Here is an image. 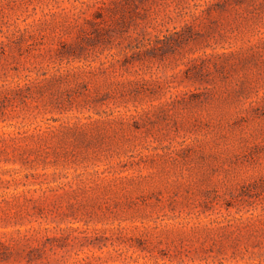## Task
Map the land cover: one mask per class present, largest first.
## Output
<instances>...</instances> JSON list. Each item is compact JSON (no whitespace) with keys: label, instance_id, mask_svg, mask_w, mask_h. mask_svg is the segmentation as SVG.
<instances>
[{"label":"rangeland","instance_id":"obj_1","mask_svg":"<svg viewBox=\"0 0 264 264\" xmlns=\"http://www.w3.org/2000/svg\"><path fill=\"white\" fill-rule=\"evenodd\" d=\"M0 264H264V0H0Z\"/></svg>","mask_w":264,"mask_h":264}]
</instances>
